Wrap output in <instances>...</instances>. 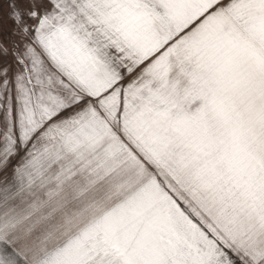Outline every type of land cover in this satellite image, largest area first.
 Wrapping results in <instances>:
<instances>
[{
    "label": "snow or ice",
    "instance_id": "obj_1",
    "mask_svg": "<svg viewBox=\"0 0 264 264\" xmlns=\"http://www.w3.org/2000/svg\"><path fill=\"white\" fill-rule=\"evenodd\" d=\"M0 264H264V0H0Z\"/></svg>",
    "mask_w": 264,
    "mask_h": 264
},
{
    "label": "rangeland",
    "instance_id": "obj_2",
    "mask_svg": "<svg viewBox=\"0 0 264 264\" xmlns=\"http://www.w3.org/2000/svg\"><path fill=\"white\" fill-rule=\"evenodd\" d=\"M4 27H5V29H9L11 27V22L5 19Z\"/></svg>",
    "mask_w": 264,
    "mask_h": 264
}]
</instances>
